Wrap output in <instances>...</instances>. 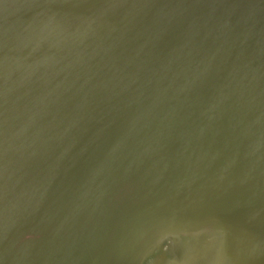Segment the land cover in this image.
<instances>
[{
  "label": "water",
  "instance_id": "obj_1",
  "mask_svg": "<svg viewBox=\"0 0 264 264\" xmlns=\"http://www.w3.org/2000/svg\"><path fill=\"white\" fill-rule=\"evenodd\" d=\"M260 146L264 0H0V264H254Z\"/></svg>",
  "mask_w": 264,
  "mask_h": 264
},
{
  "label": "bare ground",
  "instance_id": "obj_2",
  "mask_svg": "<svg viewBox=\"0 0 264 264\" xmlns=\"http://www.w3.org/2000/svg\"><path fill=\"white\" fill-rule=\"evenodd\" d=\"M234 136H230L227 138L226 142L227 143H231L233 145V147H235V144H244L245 141H243V135L240 136L238 135L236 137L233 138ZM261 142L263 143V139H261ZM260 146L258 148L259 153L264 155V148L261 150ZM262 159V158H261ZM260 164L262 163V160L258 161ZM264 162V161H263ZM258 163V164H259ZM256 166V168L258 170H260V165ZM254 170V169H253ZM257 174V173H256ZM220 192L224 193V196L228 197V196H233V197H245L246 199L251 198V200L249 202L244 201L246 199H241V203L243 202V204L245 205H249L250 207L252 205H254L257 202H260V204H257L256 208L263 207L264 209V176L262 174H257L252 178H248V179H235L232 180L228 185L226 184V182L223 183V186L221 187V189L219 188ZM247 220V218H246ZM251 224L253 225L254 228H256L257 226H263V231H264V215L263 217L259 218L256 214L254 215L253 219L251 220ZM237 224L235 225V227L237 228ZM231 230V229H229ZM213 236H208V235H198L195 238L188 240L187 242L183 243L187 246L189 245L190 248H196L193 249L192 251H190V249L188 250H184V252H181V258H184L185 261L190 260L191 258H195V256H197L198 254L201 253V249L207 248L211 245ZM168 244V243H167ZM167 245H163V247H166ZM262 247V248H261ZM261 247H257L256 249H260V251H258V254L256 255L255 252H248L247 257L250 256L252 257H256L258 258V260H255L254 264H264V245H262ZM188 248V247H187ZM164 250V249H163ZM196 250V252H195ZM257 252V251H256ZM253 263V262H252Z\"/></svg>",
  "mask_w": 264,
  "mask_h": 264
},
{
  "label": "rangeland",
  "instance_id": "obj_3",
  "mask_svg": "<svg viewBox=\"0 0 264 264\" xmlns=\"http://www.w3.org/2000/svg\"><path fill=\"white\" fill-rule=\"evenodd\" d=\"M193 238H195V237H192V238L175 237V238H166V239L160 240L159 242H157L153 246L151 245L147 255L142 260L144 262H146V260H150L153 262V264H172V263L178 261V257H179L178 253L180 250L190 249V251H192L193 249H196V248L192 249V248H190L189 245L186 246L183 243V241L187 242L188 240H191ZM163 245H167V246L163 247ZM210 250H211V247L201 249L200 250L201 253L198 254L197 257L198 258H201V257L206 258L207 255L210 253ZM195 252H196V250H195Z\"/></svg>",
  "mask_w": 264,
  "mask_h": 264
}]
</instances>
